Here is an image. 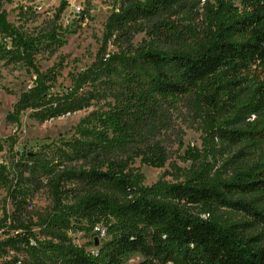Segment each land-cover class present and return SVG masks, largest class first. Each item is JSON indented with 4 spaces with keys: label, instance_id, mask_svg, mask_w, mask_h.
Returning a JSON list of instances; mask_svg holds the SVG:
<instances>
[{
    "label": "trees",
    "instance_id": "trees-1",
    "mask_svg": "<svg viewBox=\"0 0 264 264\" xmlns=\"http://www.w3.org/2000/svg\"><path fill=\"white\" fill-rule=\"evenodd\" d=\"M5 1L12 0H0V60L23 63L36 76L9 118L19 121L34 110L45 120L97 97L111 100L80 121L57 158L23 154L14 160L13 177L0 161V189H7L12 206L9 212L0 204V257L14 253L4 264H126L133 253L142 256L138 264H264V246L246 234L253 223L264 225L257 198L264 194V155L252 166L241 162L229 179H212L203 161L183 181L151 186L133 166L136 159L166 165L156 136L185 96L199 112L230 109V120L247 112L262 122L258 129L219 125L210 137L229 145L264 138V0H114L119 7L107 20L95 61L64 93L51 92L52 73L35 64L38 38L9 21ZM141 33L149 41L134 48ZM98 82L102 88L80 95ZM5 143L0 139V151ZM201 156L188 150L184 160ZM71 180L78 185L66 187ZM50 181L53 209L32 214L29 199ZM219 207L251 220L223 224L212 217ZM97 226L107 239L96 253L73 242L71 233Z\"/></svg>",
    "mask_w": 264,
    "mask_h": 264
},
{
    "label": "rangeland",
    "instance_id": "rangeland-1",
    "mask_svg": "<svg viewBox=\"0 0 264 264\" xmlns=\"http://www.w3.org/2000/svg\"><path fill=\"white\" fill-rule=\"evenodd\" d=\"M118 7L119 4L114 0H12L3 3L9 21L25 35L38 38L35 64L40 71L52 73L51 92L55 93H64L71 89L73 78L93 64L102 45L107 20ZM144 40L149 41L144 33L136 35L133 47L140 46ZM116 50L115 46L109 45L108 51ZM35 77L33 69L23 63L0 60V139L6 140L4 150L0 151V161H6L10 165L11 177L17 172L14 160H19L23 154L29 156L35 153L41 157L57 158L58 148H67L80 121L111 100L110 97H97L82 109L45 120L37 117L34 110L23 112L19 121L9 118L21 93L33 86ZM102 87L99 82L96 86L87 85L80 91V95L90 96ZM229 110L199 112L190 97L178 98L170 111L168 128L156 136L167 152L166 165L163 168H154L141 165L140 159L135 160L133 166L143 175V184L151 186L160 180L183 181L188 169L198 167L203 161L210 164L209 174L212 179L231 178L241 162L251 166L258 163L264 155V138H259L256 142L229 145L210 137L213 129L219 125L228 129L261 128L262 122L258 116L243 112L230 120ZM13 141L15 144L11 150L9 144ZM188 150L202 156L195 163L193 160H184ZM54 181L57 182L55 177ZM65 185L72 188L78 183L71 180L66 181ZM54 192L51 181L34 191L29 199L28 204L32 205L29 211L34 215L50 212L56 203ZM7 193V189H0V204H6L7 210L11 212L12 206L6 199ZM257 198L258 204L264 207V194ZM66 201L72 202L73 196L69 195ZM212 217L226 225L251 220L243 213L221 207L215 209ZM246 234L257 237L259 245L264 246V225L253 223ZM70 236L74 243L85 246L93 253L107 239V234L103 236L96 229L91 232L77 231ZM13 256V252L9 256H1L0 264ZM26 256L27 253H24L19 257ZM141 259L139 253H133L126 264H138Z\"/></svg>",
    "mask_w": 264,
    "mask_h": 264
},
{
    "label": "built area",
    "instance_id": "built-area-1",
    "mask_svg": "<svg viewBox=\"0 0 264 264\" xmlns=\"http://www.w3.org/2000/svg\"><path fill=\"white\" fill-rule=\"evenodd\" d=\"M28 208H29V209H32V205L30 204V205L28 206ZM95 229L98 231V233H100V234L103 235V236L106 234L105 229L101 228L100 226L95 227Z\"/></svg>",
    "mask_w": 264,
    "mask_h": 264
}]
</instances>
